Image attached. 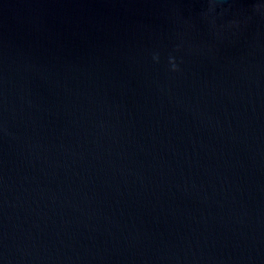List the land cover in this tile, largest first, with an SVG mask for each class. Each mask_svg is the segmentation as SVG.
<instances>
[{
  "label": "water",
  "instance_id": "obj_1",
  "mask_svg": "<svg viewBox=\"0 0 264 264\" xmlns=\"http://www.w3.org/2000/svg\"><path fill=\"white\" fill-rule=\"evenodd\" d=\"M0 264H264V0H0Z\"/></svg>",
  "mask_w": 264,
  "mask_h": 264
}]
</instances>
